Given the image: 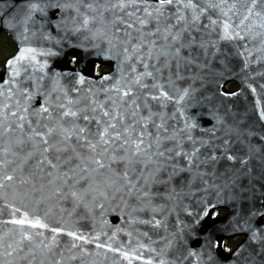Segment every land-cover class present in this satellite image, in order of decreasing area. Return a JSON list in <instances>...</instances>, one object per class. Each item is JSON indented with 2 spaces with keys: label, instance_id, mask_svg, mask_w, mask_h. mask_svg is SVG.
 I'll list each match as a JSON object with an SVG mask.
<instances>
[{
  "label": "water",
  "instance_id": "obj_1",
  "mask_svg": "<svg viewBox=\"0 0 264 264\" xmlns=\"http://www.w3.org/2000/svg\"><path fill=\"white\" fill-rule=\"evenodd\" d=\"M200 3L219 5L197 22V34L209 42L207 55L182 50L193 51L197 61L182 68L180 79L168 83L166 71L159 81L175 99L152 100L146 94L157 91L150 87L156 81H135L144 63L150 71L163 59L157 54L170 40L164 25H176L175 34L184 23L175 16L189 17L190 9L163 6L157 20L156 0L123 8L120 0H0V31L16 45L0 72V264H264V14L243 20L245 0ZM144 9L152 16L142 26L136 17L144 19ZM225 22L231 39L224 38ZM154 25L160 32L142 36L155 32ZM141 40L134 52L131 45ZM22 50L25 58L9 65ZM76 55L72 66L69 56ZM95 63L110 69L96 75ZM230 80L239 87L225 89ZM128 88L132 95L124 96ZM185 89L189 96L177 102ZM133 98L139 109L127 103ZM91 108L96 112L87 114L99 125L80 118V110ZM68 109L78 116H62ZM105 110L123 112L133 137L145 128L175 137L161 147L199 148L198 159L188 165L181 155L158 165L141 153L126 163L109 159L110 150L100 168L77 137L101 130ZM152 140L147 136L145 146ZM212 154L216 159H207ZM219 207L227 212L208 221ZM236 235H243L241 242L225 252L222 240Z\"/></svg>",
  "mask_w": 264,
  "mask_h": 264
},
{
  "label": "snow or ice",
  "instance_id": "obj_2",
  "mask_svg": "<svg viewBox=\"0 0 264 264\" xmlns=\"http://www.w3.org/2000/svg\"><path fill=\"white\" fill-rule=\"evenodd\" d=\"M228 0H221V3H227ZM137 3H147V0H127V4H125L124 0H120V7H126L129 5H134ZM245 3L250 5L247 7L248 15L243 17V20H247L249 16L255 15V16H262L264 14V0H245ZM178 4L181 6V8H178L176 11H180L181 9H190L191 13L189 17H186L184 15H176L175 20L176 21H183L184 23L177 27V30L175 34L171 32V28L176 26L172 23H167L164 25V29L166 32H168V36L165 37V39H168L170 37L169 43L166 45V50H161L158 52V58L162 57L163 59H160L159 66L157 64L152 65V70L148 71L149 65L147 63L143 64V67L146 69L145 72L141 73L140 76L137 77L135 83L140 84V80L143 76L152 77L156 83H153L150 87L157 89L155 93L149 92L146 94V98H150L152 100H161L167 99H175V97L170 96L169 92L165 90V85L161 84L160 78L164 75V73L167 71L168 73H171L170 76H165L164 78L168 81V83L172 82V76H175L176 79L181 78V70L182 68L188 67L195 63L198 59L196 55L193 54V51H189L186 55H181L182 50L184 49H201L203 50V54L207 55L206 47L208 45V41L204 39L203 36L198 35L199 33V27L197 26V22L200 21L201 16H203L209 8H215L219 7L218 4H212L209 3L208 7H204L200 0H156V7L155 11L159 14L156 19L159 20L161 16H164V11L162 10L163 6L167 5H174ZM257 5H259L260 10L255 11L257 8ZM57 8H59V5H56ZM88 7H91V5H88ZM234 7V5H233ZM139 10V9H137ZM231 10V9H230ZM144 11L147 13L146 17L144 19H141L140 17H136V20L139 22L140 25H147L149 23L148 17L152 16V12H148L147 9H144ZM227 15V13H224ZM126 15H134V13H126ZM243 20L241 23H243ZM87 20L84 21L85 24H87ZM213 24L216 23L215 20L212 21ZM264 26V25H262ZM128 28L133 27V23H127ZM155 32L149 31L148 33L143 35H154L155 33L160 32V26L154 25ZM204 27H207V25H204ZM229 27L230 25L228 23H224V38L225 39H231L232 35L229 33ZM119 30V29H118ZM130 36L131 34L128 33ZM236 36H238L240 39H244L243 36H240V34L237 32ZM183 37V38H182ZM155 44V41L152 42ZM143 46V41L138 42L136 44H132V50L134 52H139L140 48ZM214 46V45H213ZM31 51V50H27ZM129 49L127 47L124 48V52H128ZM149 57H151V52H149ZM171 57V59H169ZM24 51L22 50L21 53L14 58L13 60L8 61L9 65H12L15 63L16 59H24ZM143 59V57H141ZM135 70V69H133ZM155 73V75H154ZM141 87H149V85L142 84ZM124 96H131L132 95V89L128 88L127 91H124ZM235 95V93H233ZM186 96H189V92L187 89L184 90L183 95H181L177 102L183 101ZM137 98H133L129 103V106L135 104L136 109H139L141 107L140 104L136 103ZM61 107H64L61 105ZM100 108H103V105H99ZM43 111L47 112L48 109L45 107L43 108ZM83 114L80 116V118L84 121H88L91 123L92 120H96L97 125L101 123L100 119L97 118V116H89L87 113L88 111H91L92 113L96 112L95 108H91L89 110H80ZM62 116H71V117H77L78 111H74L72 109H68L61 113ZM131 116L136 115V111H132ZM103 116L108 117V120L104 121V127L99 130L96 133H92L89 130V135H78V140H83L85 142V145L87 148L96 154V156L93 157V163L99 165L100 168H104L105 164L102 162V159L105 154H108L111 150V155L109 156V159L112 161L120 160L124 161L126 163H132L134 159L138 158L141 153H144L148 157V161L152 162V157H156V163L158 165H163L164 163L168 161H173L175 157H179L183 155L187 161L188 165H191L192 158L197 157V153H199V148H195L192 152L183 151L181 149L180 143L177 142L176 148L173 149L172 147H167L162 145L163 139H174L175 137H163L161 138L159 135V132L156 134H152L147 132V129L145 128L143 131H140L136 134L135 137L131 134L135 131V127L132 123L124 124V113H115L113 111L105 110L103 111ZM150 118L149 117H141L140 121L146 120ZM117 121H119V124L121 127H118ZM140 121H136V124H140ZM153 126L156 129L164 128L165 131H167V128L161 123L156 124L153 123ZM78 127V133L83 134L86 132V127ZM143 127V125H141ZM187 127H195L193 124L187 125ZM111 130V131H110ZM180 131H184L181 129ZM52 130H49V134H51ZM37 135H40V133H37ZM71 133L65 137V139H71ZM153 135V140L148 143L145 146V139L147 136ZM189 140L192 139V137L189 135L187 137ZM119 142V143H117ZM45 144H48L47 140H44ZM225 144L228 143L227 140L224 141ZM84 146V145H82ZM99 148V152H97V149ZM155 149L152 152H148L147 149ZM59 151V149H57ZM45 152L48 151V148L44 149ZM117 152H123L124 155H116ZM99 157V158H97ZM160 158H163L162 160ZM198 159V157H197ZM207 159L209 160H215L216 156L215 154H212ZM227 159L233 160L235 157L232 155H228ZM242 163H246V160H242ZM196 167H199V164L197 163ZM159 171V168L156 169ZM175 170V168H174ZM128 173L124 172V176L127 177ZM10 178V177H9ZM17 223H24V221H17ZM38 223V222H37ZM159 221H157V224ZM43 227L44 225H40ZM55 231V230H54ZM71 235V234H70Z\"/></svg>",
  "mask_w": 264,
  "mask_h": 264
},
{
  "label": "trees",
  "instance_id": "obj_3",
  "mask_svg": "<svg viewBox=\"0 0 264 264\" xmlns=\"http://www.w3.org/2000/svg\"><path fill=\"white\" fill-rule=\"evenodd\" d=\"M14 45L10 38L5 35V34H0V71L3 69V63L8 57V55L13 51ZM77 62V57H73V63L75 64ZM108 66L106 65H98L96 71L101 72L104 70H107ZM229 87H235L236 83L235 82H230L228 84ZM237 240L233 241H227L226 245L232 247Z\"/></svg>",
  "mask_w": 264,
  "mask_h": 264
},
{
  "label": "flooded vegetation",
  "instance_id": "obj_4",
  "mask_svg": "<svg viewBox=\"0 0 264 264\" xmlns=\"http://www.w3.org/2000/svg\"><path fill=\"white\" fill-rule=\"evenodd\" d=\"M13 45H14V44H13ZM221 214H223V211H222V210L214 211V212H213V215H215V216H218V215H221ZM262 219H264V215L262 216ZM238 238H239V240H240V237H238V236H234V237H232V238H230V239H225V240L223 241V246L225 247V244H226L227 241H233V240H237L236 243H235V245H236V244L239 242V241H238ZM235 245H234V246H235ZM227 246H228V245H227ZM234 246H233V247H234ZM233 247H231V248H226V247H225V249L229 251V250L232 249Z\"/></svg>",
  "mask_w": 264,
  "mask_h": 264
}]
</instances>
